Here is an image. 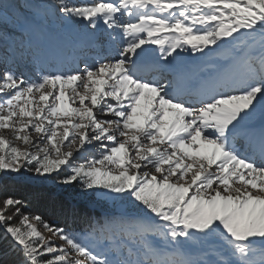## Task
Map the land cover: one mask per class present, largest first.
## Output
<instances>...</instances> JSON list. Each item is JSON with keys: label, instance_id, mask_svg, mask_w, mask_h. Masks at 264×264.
I'll use <instances>...</instances> for the list:
<instances>
[{"label": "snow or ice", "instance_id": "6c2138e0", "mask_svg": "<svg viewBox=\"0 0 264 264\" xmlns=\"http://www.w3.org/2000/svg\"><path fill=\"white\" fill-rule=\"evenodd\" d=\"M0 264H264V0H0Z\"/></svg>", "mask_w": 264, "mask_h": 264}, {"label": "trees", "instance_id": "16d2710c", "mask_svg": "<svg viewBox=\"0 0 264 264\" xmlns=\"http://www.w3.org/2000/svg\"><path fill=\"white\" fill-rule=\"evenodd\" d=\"M101 206V208L100 209H98V208H96V211H98V212H103V211H107V210H109V209H107L104 205H100ZM104 208V209H103Z\"/></svg>", "mask_w": 264, "mask_h": 264}, {"label": "rangeland", "instance_id": "374dc122", "mask_svg": "<svg viewBox=\"0 0 264 264\" xmlns=\"http://www.w3.org/2000/svg\"><path fill=\"white\" fill-rule=\"evenodd\" d=\"M97 208H98V209H100V208H101V206L99 205ZM103 209H104V208H103Z\"/></svg>", "mask_w": 264, "mask_h": 264}]
</instances>
